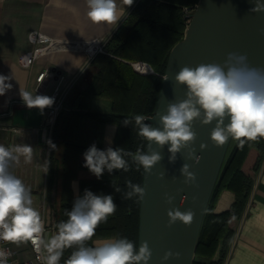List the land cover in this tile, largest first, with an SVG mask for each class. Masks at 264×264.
<instances>
[{"label":"clouds","instance_id":"1","mask_svg":"<svg viewBox=\"0 0 264 264\" xmlns=\"http://www.w3.org/2000/svg\"><path fill=\"white\" fill-rule=\"evenodd\" d=\"M131 7L134 0H123ZM87 18L94 24H118L121 11L117 0H85ZM253 12H264V3L256 0ZM264 36V28L260 29ZM10 77L0 75V96L11 89L6 83ZM169 79L167 76L164 78ZM176 84L186 87L185 97L176 102H169L165 113L159 117V127L146 123L144 115L134 116V126L138 135L147 142V151L138 147L133 153L122 147L99 149L92 144L83 154L84 167L97 179L105 171L110 175L115 171L128 172L132 165L136 170L143 169L144 174L152 170L161 160L159 149L168 146L170 164L177 160L178 153L186 149V159L199 163L201 157L196 155L193 147L197 134L193 124L199 121L202 125L215 122L210 133V140L215 147L235 140L237 147L243 150L250 142L264 139V67L253 66L246 53L229 52L222 63H200L195 67L184 66L175 75ZM20 96L29 108H37L43 113L46 107L52 106L53 98L46 95H33L21 91ZM125 127L133 124L132 119L121 121ZM50 148H55L51 140ZM205 144L200 145L204 150ZM33 161V147L28 144L5 146L0 144V241L20 245L31 243L41 264H61L66 249H72L63 264H149L152 252L147 242L139 248L127 238H110L89 246L88 242L96 234L102 222L115 214L117 204L112 194H95L85 189L78 195L71 210H66V220L56 224L54 234L46 233L45 222L40 211L35 208L31 189L16 176L12 169L20 164ZM131 159V164L129 159ZM49 168L44 166V172ZM185 184H195L196 175L190 171V165L184 163L180 168ZM160 173L159 178H163ZM113 184V182H112ZM127 191L113 184L115 193H122L123 199H136L139 204L145 196V188L131 180L126 181ZM166 202L172 204L174 197L165 194ZM168 226L177 221L185 226L193 222L194 213L189 209L181 211L171 208L167 211ZM13 255L9 249L0 248V264H9ZM179 253L166 252L163 259L168 260Z\"/></svg>","mask_w":264,"mask_h":264},{"label":"trees","instance_id":"2","mask_svg":"<svg viewBox=\"0 0 264 264\" xmlns=\"http://www.w3.org/2000/svg\"><path fill=\"white\" fill-rule=\"evenodd\" d=\"M196 2L197 0H137L103 43L106 53H96L92 59L98 70L96 76L99 82L96 86L92 83L75 99V104L78 107L83 106L84 111L63 114L61 109L59 112L51 142L54 144L59 138L64 148L58 167L57 160L52 156V148L48 147L49 170L46 179V190L49 194L54 188L56 178L58 176L60 178L58 210L53 223L55 232L56 224L67 219L65 212L71 210L74 199L88 189L95 194H112L117 204L115 214L98 226L96 234L88 242L89 246H94L92 243L94 238L106 237L127 238L137 245L139 204L135 198L125 200L122 193H115L113 184L119 186L122 192L127 191V180L141 185L143 169L138 171L133 164L128 172L118 170L110 175L105 171L103 176L97 179L84 167L85 161L81 158L89 147L82 139L79 141L77 134L81 130L83 119L91 117L97 122L94 140L97 148L105 149L102 146L103 126L106 122H111L116 126L113 148L122 147L133 153L141 146L146 149L147 142L138 135L133 118L135 115L151 114L168 53L183 36L185 29L183 7H192ZM116 57L128 61H145L156 73L141 75L135 72L129 63ZM92 95L109 98L112 101V110L107 113L88 110V100ZM62 116V123L59 124ZM124 118L132 119L133 124L123 126L121 121ZM263 154L264 139L246 144L243 150L237 147V142L231 147L209 199L192 264H222L233 236L229 220L241 216L252 186L251 172L258 168ZM128 159L131 164V159ZM77 176L79 192L73 197L70 182ZM223 189L230 190L234 194V200L228 209L214 213L213 206ZM71 251L72 249L65 250L61 264ZM216 252L218 257L215 259Z\"/></svg>","mask_w":264,"mask_h":264},{"label":"crops","instance_id":"3","mask_svg":"<svg viewBox=\"0 0 264 264\" xmlns=\"http://www.w3.org/2000/svg\"><path fill=\"white\" fill-rule=\"evenodd\" d=\"M136 2L134 0L133 5L127 7L123 0H117L121 11L119 23ZM86 13L85 0H0V75L10 77L6 83L12 85L11 89L0 96V144L10 146L25 143L33 147L32 163L25 164L21 158L20 164L14 166L12 171L31 189L33 200L39 205L54 200L55 196L58 200L60 178H56L54 188L48 194L44 166L48 167L49 150L34 129L43 113L37 108L29 109L21 99L20 90L37 94L34 89L35 77L43 69H48L53 74L43 80L46 91L53 87L55 75H63L66 79L74 77L65 97L62 113L84 111L83 106L75 104V99L81 91L92 83L96 86L99 81L96 76L97 67L92 61L94 56L88 59L83 45L89 41L103 44L119 24H94ZM32 30L48 35L56 45L24 67L20 64L19 57L31 46L27 34ZM88 110L110 112L112 101L92 95L88 100ZM3 112L6 113L2 114ZM63 116L59 124L62 123ZM96 127L95 119L85 117L77 134L79 141L82 139L88 147L94 144ZM115 131L113 123L104 124L102 146L105 149L113 147ZM58 139L54 142L52 156L59 167L64 145ZM235 142L233 140L230 147ZM81 159L84 160V157ZM78 175L80 177V172ZM251 175L252 186L244 210L238 219L229 220L233 236L222 264H264V154L258 168ZM79 177L70 182L73 197L79 192ZM233 200L234 194L230 190H221L212 211L219 213L228 209ZM40 207L38 210L41 213ZM49 229L52 234L55 233L53 227L49 226ZM110 238L112 237L94 238L92 243L95 246ZM217 257L218 252L214 255L215 259Z\"/></svg>","mask_w":264,"mask_h":264},{"label":"water","instance_id":"4","mask_svg":"<svg viewBox=\"0 0 264 264\" xmlns=\"http://www.w3.org/2000/svg\"><path fill=\"white\" fill-rule=\"evenodd\" d=\"M264 3V0H260ZM256 0H197L188 20L182 38L170 49L165 64L155 104L146 122L159 127V117L165 113L169 102H176L185 97L186 87L176 84L175 75L184 66L195 67L200 63H222L229 52L246 53L253 66L264 67V12H253ZM168 77L166 81L164 78ZM215 122L202 125L194 122L193 130L197 139L193 145L199 163L186 159L187 150L178 153L174 164L168 161L166 145L159 149L162 160L154 166L152 174L142 170L141 186L145 196L138 207L137 245L147 242L152 252L149 264H192L196 243L203 218L219 172L231 150V140L221 147H215L210 140V133ZM207 145L204 150L201 144ZM233 146V145H232ZM147 151V144L146 149ZM187 163L190 171L196 175L195 184H185L180 174L181 166ZM163 173V178L160 177ZM174 197L170 205L165 194ZM179 208L182 212L191 210L193 222L185 226L177 221L168 226L167 211ZM52 234V230L45 229ZM179 253L164 260L166 252Z\"/></svg>","mask_w":264,"mask_h":264},{"label":"built area","instance_id":"5","mask_svg":"<svg viewBox=\"0 0 264 264\" xmlns=\"http://www.w3.org/2000/svg\"><path fill=\"white\" fill-rule=\"evenodd\" d=\"M193 8L194 6L183 7L185 21L188 22L186 15L191 13ZM27 40L31 46L19 57V62L24 67L29 66L38 56L48 52L56 45V42L51 37L37 30L29 31L27 34ZM83 51L85 52L88 59L93 57L96 53H106L103 48V44L93 41L86 42L83 45ZM129 64L133 70L139 74L148 75L156 73L151 65L145 61L137 60L134 62H129ZM52 75V72H50L48 69H43L36 75L34 85V89L38 95H46L53 98L54 100L52 106L46 107L43 110L42 118L38 126L34 128L36 133L40 136L41 142L46 146V148L49 147L47 141L51 140L54 124L59 112L63 107L65 97L74 78L72 77L70 79H66L63 75L57 74L55 75L56 78L53 87L49 91H46V85L43 84V80L45 77H52ZM5 113L6 112H3L2 114ZM41 216L45 222V229L49 228L50 225L47 224L46 217L43 212H41ZM0 248L9 249L12 251L13 255L9 258V264H41L37 258L36 252L33 250L31 243H22L20 246L16 247L15 244H7L3 241H0ZM21 253L26 254V256H21Z\"/></svg>","mask_w":264,"mask_h":264},{"label":"rangeland","instance_id":"6","mask_svg":"<svg viewBox=\"0 0 264 264\" xmlns=\"http://www.w3.org/2000/svg\"><path fill=\"white\" fill-rule=\"evenodd\" d=\"M187 21H185V24H186ZM134 61H137V60H134ZM134 61H130V62H134ZM233 142V140H231V143ZM230 143V145H231ZM34 201V207L35 208H39L42 210V212L45 214V217H46V222L48 225L50 226H53V223H54V220H55V216H56V212L58 210V200L56 199V196L54 198V200H51L49 201L48 203L46 202H42L39 203L36 202L35 200ZM16 247L20 246V245H15ZM21 256H26V254L24 253H21ZM194 259H195V255H194Z\"/></svg>","mask_w":264,"mask_h":264}]
</instances>
